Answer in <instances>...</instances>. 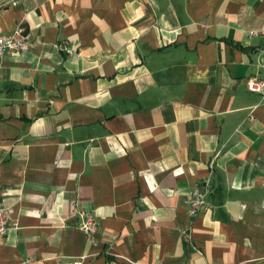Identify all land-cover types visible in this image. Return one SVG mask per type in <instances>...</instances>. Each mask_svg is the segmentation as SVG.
Segmentation results:
<instances>
[{
  "label": "crops",
  "instance_id": "obj_1",
  "mask_svg": "<svg viewBox=\"0 0 264 264\" xmlns=\"http://www.w3.org/2000/svg\"><path fill=\"white\" fill-rule=\"evenodd\" d=\"M19 27L31 48L0 58L16 223L0 264H264V105L246 88L264 79V0H0V35Z\"/></svg>",
  "mask_w": 264,
  "mask_h": 264
},
{
  "label": "built area",
  "instance_id": "obj_2",
  "mask_svg": "<svg viewBox=\"0 0 264 264\" xmlns=\"http://www.w3.org/2000/svg\"><path fill=\"white\" fill-rule=\"evenodd\" d=\"M257 32H251L250 35H256ZM264 34V32H263ZM32 46V39L25 30L19 27L9 34L0 35V58L5 55L27 52ZM59 51L65 53L68 57L75 54L68 41H61L54 45ZM246 88L250 93L258 95L263 100L264 105V79L249 78L246 81ZM211 193V184L209 179H203L195 184L187 194L184 203L187 207V216L190 221L197 217L201 211L206 208V199ZM12 210L0 203V237H5L8 231L16 227V223L11 220ZM99 220L89 212H79L76 227L84 234L92 245H95V236L99 230ZM190 227L178 230L179 236L183 241L191 245ZM86 257L82 256L72 261L70 264H84Z\"/></svg>",
  "mask_w": 264,
  "mask_h": 264
}]
</instances>
